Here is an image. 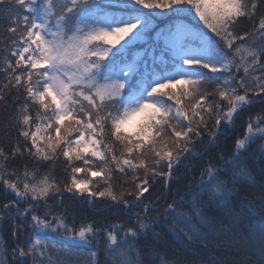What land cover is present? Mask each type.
<instances>
[{"label":"snow or ice","instance_id":"6c2138e0","mask_svg":"<svg viewBox=\"0 0 264 264\" xmlns=\"http://www.w3.org/2000/svg\"><path fill=\"white\" fill-rule=\"evenodd\" d=\"M0 113V264H142L136 242L161 209L177 240L264 264V198L258 217L231 203L264 141V0H0ZM241 119L190 200L150 199ZM66 196L128 219L77 223ZM218 205L230 219L207 214Z\"/></svg>","mask_w":264,"mask_h":264},{"label":"trees","instance_id":"16d2710c","mask_svg":"<svg viewBox=\"0 0 264 264\" xmlns=\"http://www.w3.org/2000/svg\"><path fill=\"white\" fill-rule=\"evenodd\" d=\"M168 20L156 21V29L152 32L155 36L156 32L160 28L167 27ZM247 27V25H245ZM141 47H147L142 45ZM159 54V53H157ZM3 113H0V118H3ZM243 119L238 120L234 127L236 131H230L228 136H220L217 141L210 143L205 140L204 143L197 146V151L201 153L200 159L195 156H190L188 161L179 168V175L185 176L179 179L176 183L171 185L172 191L169 192L166 187L154 185L151 191L150 199L154 203H163L165 199L171 202L173 199H179L180 196L190 200L191 196L188 195L189 188L196 189V184L199 180V172L202 170L200 165L206 163L213 157L224 155L227 159V153L234 151V142L236 138H239L243 134ZM264 143V141H257L243 156V163L252 171V175L255 178L256 183L252 184L249 181L240 180L236 185V191L231 197V203L235 210L239 213L244 201L253 202L254 215L259 216L260 213V201L264 198V162L261 161L258 146ZM219 167V165H217ZM179 190L180 196L176 195ZM147 195V194H146ZM0 196H3V192L0 191ZM65 207H67L72 215L76 218L77 223L81 221L95 220L97 222H115L113 217H119L118 212H107L103 210L102 205H96L93 208L84 202H78L72 200L69 197L64 198ZM167 207V205H165ZM136 211H141L137 209ZM164 209L160 212L149 213L152 219L146 221L149 225V230L146 234L136 242V247L140 250V259L142 264H161V261H166L167 264H209V261L219 260H236L238 264V257L235 253L226 252L220 249L213 248L211 250L201 249L195 244L189 245L186 241L181 242L177 240L171 233L167 231V222L163 218ZM210 217L215 218L217 221H227L229 218L228 210L223 205L213 207L211 210H206ZM249 212L245 209L242 217V223H237L233 228L234 232L242 231L243 224L247 223ZM122 220L128 219L127 217H119ZM4 234L9 238L11 243V226L9 223L0 225ZM30 231L26 229V233ZM156 234H159L157 237ZM27 235L25 239H27ZM100 260L104 259L103 254L98 256Z\"/></svg>","mask_w":264,"mask_h":264},{"label":"rangeland","instance_id":"374dc122","mask_svg":"<svg viewBox=\"0 0 264 264\" xmlns=\"http://www.w3.org/2000/svg\"><path fill=\"white\" fill-rule=\"evenodd\" d=\"M185 22L187 23L188 21H187V20H185Z\"/></svg>","mask_w":264,"mask_h":264}]
</instances>
